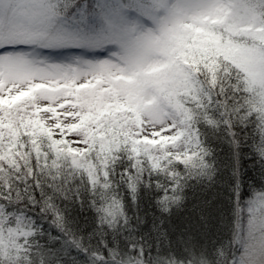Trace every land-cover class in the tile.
I'll return each mask as SVG.
<instances>
[{
	"label": "snow or ice",
	"instance_id": "snow-or-ice-1",
	"mask_svg": "<svg viewBox=\"0 0 264 264\" xmlns=\"http://www.w3.org/2000/svg\"><path fill=\"white\" fill-rule=\"evenodd\" d=\"M0 264H264V0H0Z\"/></svg>",
	"mask_w": 264,
	"mask_h": 264
}]
</instances>
